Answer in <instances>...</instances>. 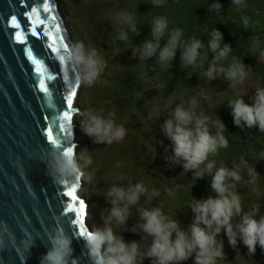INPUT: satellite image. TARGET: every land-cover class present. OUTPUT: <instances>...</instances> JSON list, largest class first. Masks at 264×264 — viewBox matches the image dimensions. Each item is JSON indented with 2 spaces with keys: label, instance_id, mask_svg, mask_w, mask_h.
Returning <instances> with one entry per match:
<instances>
[{
  "label": "rangeland",
  "instance_id": "374dc122",
  "mask_svg": "<svg viewBox=\"0 0 264 264\" xmlns=\"http://www.w3.org/2000/svg\"><path fill=\"white\" fill-rule=\"evenodd\" d=\"M52 1L64 5V10L58 7V14L69 47L82 42L85 49L96 48L106 61L104 71L92 85L79 82L73 103V108L79 110L72 115V141L76 143L74 152L79 155L81 151H87L86 155L92 160L84 169L88 179H82L77 189L78 196L86 205L85 220L89 228L92 230L93 227L103 225L101 211L110 207L103 195L109 187L113 184L127 187L139 182L148 192L137 202L138 209L145 206L146 196L151 190H156L159 195L152 197L156 205L152 208H159L168 219L178 221L180 228L187 229L193 217L190 206L195 203V199L216 195L210 188V183L212 175L220 167L229 170L236 167L241 175L239 181H234L241 214L232 217L233 225L245 213L251 214L253 209H256V218L264 215V131L257 126L234 125L229 103L240 97L245 103H251L254 93L234 96L231 91L233 83L222 74L212 79L203 75L214 58V53L208 48L211 32L216 28V23H221L231 34L241 30H246L249 34L239 35L245 39L231 48L219 64L228 67L233 63H243L246 73L259 77L255 87L264 88V58L260 57V50L264 49V0H243L241 5L231 4L215 10L203 24L197 23V17L204 0H163L160 4H154L153 0ZM121 13L133 17L136 31L120 21ZM157 17L167 20V28L160 40L161 47L175 30L181 32L180 44L169 63H160L158 54L141 60L139 52H136V56L132 53L135 46L140 47L146 40L153 39L151 27ZM245 19L248 21L246 25ZM120 32L126 34V40L118 38ZM193 39H199L202 43L198 50L200 55L194 65L182 64L185 78L177 93L166 100L155 99L148 102L138 114L129 100L150 86L160 88L171 75L175 64L182 63L180 57L183 47ZM219 43L223 47L222 40ZM193 99L196 101L195 112L210 117L209 131L213 135L222 131L228 141L229 156L217 152L212 157L209 153L199 169L185 170L181 165L183 161L177 163L166 159L170 155L160 158L157 156H160L162 146L171 144L161 130L164 120L169 118L177 105L190 107ZM86 110L113 118L115 123L126 129L124 138L112 144L94 143L82 131L78 122L81 119L80 113ZM217 118L225 125L224 129H220ZM243 131L252 137L242 136ZM217 158L222 160L217 161ZM226 159L229 161H223ZM241 159L246 164H242ZM208 162H214L211 173L205 171L204 177L194 180L195 172L204 169ZM249 168L255 169L254 179L248 174ZM148 201L147 199V203ZM137 224L138 221L133 218L128 220L129 230L123 231L121 235L125 241H139L143 249L151 242V237L145 236L138 228L132 231ZM123 228L120 225L115 230L119 234ZM217 240H223L225 257L218 258L216 264H255L260 263L261 259L264 261V252L255 261L253 254L248 253L239 239L235 248L230 246L223 230ZM261 250L263 249L260 248ZM183 264H193L192 258Z\"/></svg>",
  "mask_w": 264,
  "mask_h": 264
},
{
  "label": "clouds",
  "instance_id": "9594fccd",
  "mask_svg": "<svg viewBox=\"0 0 264 264\" xmlns=\"http://www.w3.org/2000/svg\"><path fill=\"white\" fill-rule=\"evenodd\" d=\"M163 0H153L154 4H160ZM232 4L241 5L242 0H232ZM209 10L221 8L218 0H214L208 6ZM121 22L128 24L132 31H136V24L133 17L121 13ZM248 23L247 19L244 24ZM167 28V20L164 17H157L151 27L152 40H146L142 46H135L132 53L136 56L139 52L141 60L158 54L160 63H169L175 56L176 49L180 44V30H175L164 44L160 40L164 30ZM119 39L126 40L124 32H120ZM222 33L214 28L211 32V39L208 48L214 53L212 63L203 73L208 79L223 75L226 80L233 84L242 83L246 72L243 63H233L228 67L219 64L231 51V46L224 43ZM202 43L199 39H193L190 44L183 47L181 61L184 65H194L200 55L199 49ZM65 61L72 65L79 82L92 85L104 71L106 61L96 48L85 49L82 42H76L64 53ZM260 57L264 58V49L260 50ZM215 73V75H214ZM230 109L234 125L241 127L257 126L264 131V88H257L251 103H245L242 97L230 101ZM196 101H191L190 107L185 108L177 105L169 118L165 119L161 130L163 135L171 142L172 156L166 159L173 162H180L185 170L199 169V166L207 160L209 153H214L218 147H227L228 141L217 131L213 135L209 131L208 115L195 112ZM79 110L74 109V112ZM78 121L82 131L92 138L97 144H112L120 141L126 134V129L117 123L110 116H104L93 110H86L80 113ZM220 129L225 125L218 118ZM87 151H81L79 155L74 149L65 154L53 146L50 159L46 168L48 174L61 183L77 185L82 179H88L84 169L92 163L91 157L86 155ZM242 164L246 162L241 159ZM214 162H208L204 169L195 172L196 178L204 177V172L211 173ZM254 168L248 169L249 176L254 179ZM241 175L239 169L234 167L229 170L226 167L218 168L212 175L210 188L216 195L204 199H195L190 206L193 213L192 221L187 229L179 227V222L170 220L161 213L159 208L138 209L139 220L137 228L145 236L151 237V242L146 248H141L139 241H125L121 235L128 231L127 221L129 219L130 207L136 205L142 195L148 190L141 184H129L127 187L113 184L104 193L103 197L110 205L107 210L101 211L103 225L93 227L90 235L86 236V245L92 264H144L148 259L150 264H183L192 258L193 264H216L218 258L225 257L223 252V240H217V236L223 230L228 238V243L236 247L239 239L248 250V253H255L256 247L264 249V215L256 218V209L251 214L245 213L239 222L232 223L233 216L241 214L239 196L234 191V181H239ZM159 195L156 190H151L150 199ZM106 213V214H105ZM123 225L124 228L116 232V227ZM47 242L50 244L47 252L41 257L40 264H78L77 258L73 256V236H70L62 227H54L46 232ZM144 237H141L143 239ZM35 239L27 231L24 233L20 244L25 252H28L34 245Z\"/></svg>",
  "mask_w": 264,
  "mask_h": 264
},
{
  "label": "water",
  "instance_id": "95a60500",
  "mask_svg": "<svg viewBox=\"0 0 264 264\" xmlns=\"http://www.w3.org/2000/svg\"><path fill=\"white\" fill-rule=\"evenodd\" d=\"M40 2L0 0V264H40L41 257L50 247L46 232L54 227H62L73 236L71 246L78 264H92L85 247L86 239L80 236L79 225L71 222L76 219V214L66 210L70 203L78 208L80 201L84 202L77 194L81 181L77 183L74 193L77 199L73 201L65 195L71 185L50 176L46 168L53 145L45 133L51 120L45 117L60 108L61 96L67 93L68 84L78 86L75 84L76 72L66 61L60 66L63 70H58L59 61L56 60L50 70L57 79L49 84L50 94L44 96L38 90L33 66L24 51L32 47L39 57L42 55L41 44L26 33L24 44L18 43L14 36L16 31L24 33L28 27L23 12L30 11V5L38 6ZM51 3L59 23V6L52 0ZM13 15L17 16L21 29H12L9 25ZM41 16L43 18L45 14L41 12ZM44 58L46 64L55 59L54 56ZM65 73L67 82L63 81ZM52 127L54 136L60 139L58 149H74L72 121L65 133H58L55 124ZM83 215L85 228L91 231L85 220L86 205ZM25 231L36 238L28 252L20 244Z\"/></svg>",
  "mask_w": 264,
  "mask_h": 264
},
{
  "label": "snow or ice",
  "instance_id": "6c2138e0",
  "mask_svg": "<svg viewBox=\"0 0 264 264\" xmlns=\"http://www.w3.org/2000/svg\"><path fill=\"white\" fill-rule=\"evenodd\" d=\"M41 12L45 14V17L42 18ZM23 16L26 18L28 27L24 30V33L16 31L14 34L15 40L20 44H24L27 39V35H30L40 42L42 50L41 56L38 57L32 47H28L24 51L28 61L33 66L32 71L36 77L39 92L44 96H48L50 94L49 84L57 79V76L50 70L51 64H54L55 61L58 60L59 65L57 68L58 70H63L60 67L65 64V56L62 52L65 53L69 48V45L65 42L66 37L62 35V26L57 22L58 18L54 14V8L51 0H41L38 6L30 5V11H24ZM8 23L12 29H21V23L15 15L11 16ZM45 56H54L55 59L51 60L50 64H46L44 58ZM63 81H68V75L66 73L63 76ZM75 84H79L77 78ZM67 87V93L61 96L60 108L56 110L55 114L45 117L46 120H51V124H47L45 128L47 140L57 148H60V139L59 136H54V129L52 125H57L56 131L58 133H65L67 131L68 124L73 119V103L74 97L77 95V87L75 85L68 84ZM50 107L55 108L56 106L51 105ZM65 139H67V137H65ZM63 151L65 154H69L72 151V148L65 147ZM76 188L77 185H71L65 193V195L70 197L73 201L77 199L76 195H74ZM84 209L85 205L83 201H80L78 208L73 207L70 203L66 209L67 211L75 212L76 219H73L71 222L75 225H79V234L82 237L90 235V231L85 228L83 215Z\"/></svg>",
  "mask_w": 264,
  "mask_h": 264
},
{
  "label": "trees",
  "instance_id": "16d2710c",
  "mask_svg": "<svg viewBox=\"0 0 264 264\" xmlns=\"http://www.w3.org/2000/svg\"><path fill=\"white\" fill-rule=\"evenodd\" d=\"M167 1L176 2V1H181V0H167ZM213 2H214V0H204L202 2L201 6L198 9V17H197V23L198 24H203L209 18L211 13L216 10V9L209 10V8H208L209 4H212ZM218 2L221 5L220 9L226 8L227 6L232 4V0H218ZM63 6H64L63 4H59V8L61 10H64ZM216 29H218L222 33L223 45H224V43H227L231 46V48L235 47L237 44H239L240 42H242L245 39V37L240 38L239 35L242 34L243 36H247V34H249L246 30H241V31L237 32L236 34H231L228 31V29L226 28V26H224L221 23H216ZM184 78H185V73L183 72L182 63L178 62L177 64H175V66L171 70V75L167 77L164 84L160 88L150 86L149 88L142 90L137 97H135L134 99H130L129 101H130V103L133 104L134 110L139 114V113H141L140 111H143L142 108L148 102L154 101L155 99L166 100V99L172 97L173 95H175L177 93L178 88L183 83ZM258 78L259 77L257 75L246 73V76H245L242 83L233 84L231 91L233 92L234 96H244V95H249V94L255 93V90L258 88V87H255V84L258 82ZM81 87H82V83H81ZM214 112L215 111H212V113H214ZM205 113H209V112H205ZM133 119L130 118V120H133ZM228 119H230V118H228ZM225 123L226 124L228 123L227 119L225 120ZM243 132L244 133L242 136L252 137V135L250 136L249 133H247L245 131H243ZM252 139L255 140V138H252ZM250 144H251V142H250ZM219 148H220V150H216L214 153H210V156L212 155V157H215L217 152H219V153L223 152L225 155L229 156L228 146L227 147H219ZM152 154H154V153H152ZM167 155L172 156V145L169 143L167 145H164L161 147V154H160V156H157V158H160L162 156H167ZM216 160L220 161L222 159L217 158ZM223 161H229V159H226ZM85 168H87V166ZM147 199L148 198H146L145 203H144V205L146 206V209H152L153 206H156L154 203V200H152V197L150 199H148L149 200L148 203H147ZM136 205H133L130 207L128 220H131L133 218L134 220H137L138 223H142V221H140L138 218L139 213H138V207ZM145 206L144 207L142 206L140 209H144ZM155 208H157V207H155ZM244 247H246V246L244 245ZM263 252H264V249L260 251V248L257 246L255 253L253 254L254 260L255 261L258 260V256L262 257ZM263 263H264V261L261 259L260 263H255V264H263ZM144 264H150V261L148 259H145Z\"/></svg>",
  "mask_w": 264,
  "mask_h": 264
},
{
  "label": "bare ground",
  "instance_id": "6f19581e",
  "mask_svg": "<svg viewBox=\"0 0 264 264\" xmlns=\"http://www.w3.org/2000/svg\"><path fill=\"white\" fill-rule=\"evenodd\" d=\"M58 12V11H57ZM59 15V14H58ZM60 23V22H59ZM62 35H64V30L62 29ZM66 42V41H65Z\"/></svg>",
  "mask_w": 264,
  "mask_h": 264
}]
</instances>
